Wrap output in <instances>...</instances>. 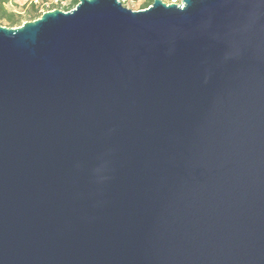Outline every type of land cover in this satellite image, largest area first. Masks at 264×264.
Here are the masks:
<instances>
[{
	"label": "water",
	"instance_id": "water-1",
	"mask_svg": "<svg viewBox=\"0 0 264 264\" xmlns=\"http://www.w3.org/2000/svg\"><path fill=\"white\" fill-rule=\"evenodd\" d=\"M0 264H264V0L0 25Z\"/></svg>",
	"mask_w": 264,
	"mask_h": 264
},
{
	"label": "trees",
	"instance_id": "trees-1",
	"mask_svg": "<svg viewBox=\"0 0 264 264\" xmlns=\"http://www.w3.org/2000/svg\"><path fill=\"white\" fill-rule=\"evenodd\" d=\"M12 0H0V25L1 22H4L7 28L19 27L24 21H33L41 16L43 11H39L35 4H30L29 7L23 8L22 14H17L13 11L6 9V6L11 3ZM79 0H69L68 4L61 6V1H57L56 4H52L50 7L45 6L44 11H50L53 9H58L63 12H68L75 8ZM167 3L168 0H161ZM153 0H145L140 10L146 9L152 4Z\"/></svg>",
	"mask_w": 264,
	"mask_h": 264
},
{
	"label": "rangeland",
	"instance_id": "rangeland-1",
	"mask_svg": "<svg viewBox=\"0 0 264 264\" xmlns=\"http://www.w3.org/2000/svg\"><path fill=\"white\" fill-rule=\"evenodd\" d=\"M55 1H61V6H65L68 4L69 0H12L10 4L6 6V9L9 11H13L17 14H22V9L29 7L30 4H35L39 11L45 12V6H51L55 3ZM123 7L132 10V11H138L139 8L143 4L145 0H118ZM26 22V21H24ZM23 22V23H24ZM5 23L1 22V26H4ZM15 28V27H13Z\"/></svg>",
	"mask_w": 264,
	"mask_h": 264
},
{
	"label": "built area",
	"instance_id": "built-area-1",
	"mask_svg": "<svg viewBox=\"0 0 264 264\" xmlns=\"http://www.w3.org/2000/svg\"><path fill=\"white\" fill-rule=\"evenodd\" d=\"M180 1L181 0H168L167 1V4H180ZM56 3H57V1H55L54 4H56Z\"/></svg>",
	"mask_w": 264,
	"mask_h": 264
}]
</instances>
